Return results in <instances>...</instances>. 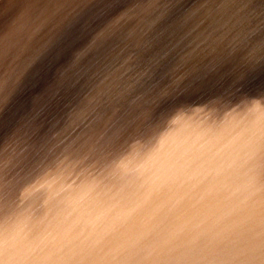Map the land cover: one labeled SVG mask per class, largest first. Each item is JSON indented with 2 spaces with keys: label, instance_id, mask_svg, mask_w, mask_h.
I'll return each instance as SVG.
<instances>
[{
  "label": "water",
  "instance_id": "obj_1",
  "mask_svg": "<svg viewBox=\"0 0 264 264\" xmlns=\"http://www.w3.org/2000/svg\"><path fill=\"white\" fill-rule=\"evenodd\" d=\"M174 1L164 0L165 7L161 11L168 12L170 4ZM55 2L57 1L52 0L50 3H46L45 0H31V2L22 0L21 6L15 11V19L11 22L15 23L14 33L18 28L19 32L21 29L28 31L38 25L45 27L43 21L55 10L57 6ZM138 3L139 0H134L130 5L129 8L134 11L131 20L125 26H132L131 30L139 32V34L148 33L152 29L149 20L154 19L157 23L156 28L159 29V24H162V29L170 16L168 14L166 16L161 14V17L157 14L154 16L157 9L155 8L150 12L151 14L142 17L140 11L143 3ZM189 3L191 4L193 1L188 0L185 9ZM229 3L234 5V9L239 14H235V21L226 23L222 17L213 25L215 29L219 27L215 41H223L221 43L222 49L227 48L231 39L238 37L239 49L237 51L239 50V52L245 43H253L256 40L258 44L259 41L264 42V17L259 21L256 16L254 34L255 29L249 31V36L246 34L239 36L242 30L241 22H243V2L231 0ZM224 7L222 16L225 12L227 13V0ZM131 10L129 9V11ZM263 10L264 6L257 14ZM86 15V12L84 15L82 14L81 19L83 21L75 26L74 32L71 31L70 44L64 48V52L68 56L66 62L74 60L76 55H81L80 59L83 60V63L85 61V65L88 67L93 64L90 53L95 45L96 38L94 36L100 23L96 13L89 17ZM134 17H137L135 21L132 20ZM74 21L76 20L72 22ZM200 22L202 23V21ZM249 22L252 26L251 19ZM119 24L120 22H118ZM225 24H229L231 27H225ZM68 26L66 24L64 29ZM222 34L224 38H220ZM54 35L56 33L48 34L46 41L52 40ZM206 37L205 40H208L210 34H206ZM36 38L29 37L31 41ZM149 41H152L151 37H149ZM258 44L253 45L254 48L256 47V52L259 51ZM242 45L243 47L240 48ZM42 50L38 53L39 58L44 54ZM164 54L168 53H154L144 56L147 65L139 66L135 72L139 75L143 74L141 78L146 79V81L129 84L131 93L128 101H133L134 98H146L153 102L155 93L158 90H163V76H167L171 71L166 70L168 73H157L156 63L161 61L160 55ZM180 54H183L182 50ZM7 58L8 56L5 55L4 63ZM245 58L243 56L242 61ZM216 59H221L217 52L214 56V60ZM211 62L213 60L209 58L203 63V67H195V73L181 83L178 90L161 107L162 116L159 115V120H157L155 113L146 115L148 117L146 119L140 112L134 122L125 124L126 115L124 120L123 116L130 112L131 106L128 108L129 111L125 112L127 107L121 105L122 108L114 113L106 104L104 105L105 111L97 114L94 119H91L92 121L85 116L83 118L78 117V112L71 111V109L62 112L63 106L57 103L53 105L54 117L50 123H46L43 116L40 115L41 121L37 127L38 136L36 138L37 149L35 150L33 166L27 175L31 177L30 181L33 183L32 185L29 184L31 190L21 191V198L16 200L15 204L8 200L5 201L4 215L0 219L2 226L0 230L3 231L6 239L13 244L34 251L36 253L34 258L47 260L52 245L68 233L81 236L100 249H109L121 242L136 238L138 235L120 236L109 233L107 226L100 228L101 223L122 222L131 219V216L120 217L116 215L125 209L133 216L138 213L139 215L144 214V217L153 224L151 228L160 230L163 229L161 226H167L169 229L174 226L170 222L175 219L177 214L181 213L177 212L174 215L165 212L164 210L169 209L168 202L173 208H176V205L178 207L184 200H194L192 204L195 206H200L204 201H212L213 204H216V201H220L219 204L234 203V213L239 210L244 202L258 203L260 194L264 191V161L256 162L257 158L261 157L260 128L261 123L264 122V107H262L264 106L262 104L264 99L261 98V94L264 93V64H260L258 69L255 66L256 70L251 75V81L249 80L245 84L232 82L234 88L241 89V95L237 98H223L220 103L222 105H227V102L238 104L236 106L229 104L228 109L217 112L214 110L209 81L222 83L226 78H221L222 76L217 71L218 68L216 67L220 68L221 65L217 63L213 65ZM189 63L191 62L188 59L183 60L182 58L179 64L173 66L174 71L178 73L184 71L190 67ZM244 63L238 68H242ZM106 68L111 69V66L107 65ZM211 73L213 74L211 75ZM126 75H131V72L129 71ZM106 76L108 75L103 77ZM113 76L109 82L105 83L109 96L121 92L122 87L127 83L121 82L119 76ZM150 76L158 79L157 84L151 82ZM221 86L230 87V82L221 84ZM248 88L252 89L249 96H247ZM242 91L247 96V99L244 97L245 104L241 103ZM251 93L256 96H251ZM135 95L139 97H135ZM234 99L239 101L234 102ZM102 100L104 99H99V101ZM38 102L46 101L44 98L42 100L40 98ZM253 103H257L258 106L254 108ZM69 105L70 102L65 106ZM97 105L99 102L94 106ZM135 106L138 109L144 107L137 102ZM44 108L38 107L37 114L39 115ZM99 111L98 109L97 112ZM111 112L113 113L111 114ZM112 118L114 121L122 119L124 125L120 124V129L116 130L115 126L108 125L107 121ZM101 120L105 121L100 122ZM217 121L221 122V126L216 130L209 129L207 133H197L203 126L214 127ZM148 122H155V129L150 127L149 131H145L144 128ZM101 124L107 126L101 129ZM52 125L58 129L63 126V130L69 129L70 134L67 137L63 136L65 139L59 143L51 140V136L47 141L38 143V137L49 138L46 136L47 129ZM198 126L200 127L198 128ZM92 131L93 135L91 136ZM56 133L52 131L51 135ZM180 136H183V144L178 151H174L178 147L177 141L174 139ZM46 147H49V151L42 154V149ZM96 149L99 150L101 157L99 160L94 157L96 151L93 150ZM161 153L171 158H176V156H170V153L177 154L175 160L163 161L162 158H157L164 163H169L170 168L175 165L167 175L161 174L155 168L145 171L144 166H139L137 169L131 166L134 159L139 163L150 157L155 158ZM185 161L186 163H184ZM250 162H256V165H260V167H250L251 169L245 173L247 167L252 166ZM103 163L104 165H102ZM107 164H110L109 167ZM105 168L109 169L110 174L108 176L102 171ZM123 171L128 172L125 177H121L124 174ZM177 175L181 177L185 175L188 182L177 183L176 178L179 177ZM196 183L200 186L192 187ZM27 191L29 192L28 196H24ZM7 207H9L8 210ZM158 209L162 210L163 213L158 215L159 217L154 212ZM182 217H184L183 213L178 218ZM178 218L176 216V219ZM182 222L180 219L177 220L180 226H183ZM82 223H85L83 229L75 228ZM97 224L99 225L97 226ZM68 226H70L69 229H67ZM175 228L179 230V226ZM167 232L164 231L159 234L166 236L169 235ZM58 258L75 259L73 256ZM91 259L103 262L111 259V257L104 253L97 254Z\"/></svg>",
  "mask_w": 264,
  "mask_h": 264
},
{
  "label": "rangeland",
  "instance_id": "obj_2",
  "mask_svg": "<svg viewBox=\"0 0 264 264\" xmlns=\"http://www.w3.org/2000/svg\"><path fill=\"white\" fill-rule=\"evenodd\" d=\"M115 1L116 0H112V2L107 3L105 9H103L104 11L101 14V16L97 18L100 24L94 36V38H96L95 45L105 44V41L107 39L105 36V33L109 29L118 25V22L121 23V21H123V25H121L122 27L121 35L116 41L108 42L107 44H105V51H107L108 53L107 61L106 63L99 64L98 73H97L95 80H93L91 84L86 86L82 96L91 95L95 91L106 87L105 83L109 82L112 79V77H114L113 75L119 76V79L121 82H125V83L127 82V83L124 87H122L123 90L121 92H118V94L114 93L109 96V93H107L106 97L103 98L104 100L98 101L99 105L94 106L97 103L95 102L87 106L84 109L82 117L85 116V118L90 119V120L94 119L97 114L105 111L104 105L106 104L113 110L114 113L118 111L120 108H122L121 105H123V107L124 106L127 107L125 108V112L129 111L128 108L131 106L130 112L125 113L123 116V120H124L125 115H126L125 124L129 122H134L136 116H138L140 112L143 114L142 116L145 117L146 119H148L146 115L149 116L155 113L157 114V120H159V115L162 116L161 107L164 105L167 99L169 100L173 96V94L178 90V88L181 86V83H183L185 80H188L189 76L195 73L196 68H198L202 60H204L205 57H204L203 48L206 44V42H204L206 38V34H210V38L216 37V33L218 32V29H219V27H216L217 29H215V27L213 26L214 23H217L218 21H220L222 17L224 18L226 23H228L229 21L234 22L236 18L235 14H238V13L234 9V5H230L229 2L231 0H227V7H228L227 13L225 12L222 16L221 13H222V10L225 8L224 4L226 0H216V4L210 7L205 17H203L204 19H203V30L202 31L205 33L200 34L202 36L198 37L197 34L194 32L195 30L192 27H188L187 29L183 30V23H182L183 20L181 21V19L187 13L189 8L195 5L199 0H192L193 3L191 4L189 3L188 7H186L187 10L185 9V6L188 0H175L173 3L170 4L168 8V12L163 13V16H166L167 14L170 16L167 19L166 23H164L163 28L161 29L162 24L161 25L159 24V29H157L156 28L157 23H156L154 26H152V29L149 30L148 33L150 34L152 41L148 40L144 42L141 46H136L135 43H133V38H130L131 40L129 42V47H128L124 44V41L126 40V36H125L126 27L124 29V26L126 25V19L131 20L132 18L134 10H131V8L129 7L133 3L134 0H124V2L122 3L124 5L122 7L124 11L122 17H120V19L118 20L115 19V20L108 21L106 18V14L109 11L115 10V5H114ZM249 1H252V0H247L244 3H247ZM140 2H142V0H139V3ZM1 4L2 6H5L7 4V0H0V5ZM129 9L131 11H129ZM85 12L87 13L86 16H88L89 15L88 11L85 8V4L82 2L81 4H79L77 8L71 9L69 13H65L55 19L51 17H47L46 19H44L43 22L45 24V27H43L42 25L35 26L32 29L26 32H23L22 34H17L13 36V38L11 39L10 41L11 43L17 44V47L15 48V50L17 51L20 50L22 56L21 58L9 56V59L5 61L7 65L5 67V72L3 73V78H2L3 79V99H2V102H0V119H1V122H4L7 119L9 126L11 125L10 128L12 131H18L19 129L23 127H28L27 126L28 123L26 122V119H25L26 113H30L33 111L37 112L38 107L46 108L47 104L48 105H54L55 103H57L58 105L62 104L61 102H62L64 92L66 91L67 88H69L70 84L75 82V72L78 67V60H82V59H80L81 55H76L74 60H70L69 62H66V58L68 56L64 52L63 58L60 60V62H57L55 64L54 55L59 50L65 51L64 48L68 44H70V41L59 43L54 48L50 47V45H52L53 42L57 41L58 34L64 29L66 24L69 25L66 28L71 29V31L74 32L75 26H77L79 23L83 21V19L81 18H82V14L84 15ZM80 15H81V18L77 20V18ZM6 18L8 21L9 20L8 16ZM0 20H1V15H0ZM73 20H76V21L72 22ZM57 24H63V26L58 29L56 28ZM176 24H178V26L175 27L176 28V31H175L172 27ZM224 26L231 27L229 24H225ZM251 27L249 29L247 28L248 35H249L250 30H253L256 28V24H255V28L252 29ZM172 29L174 30V33H172ZM255 31L256 29L253 31V34L255 33ZM54 33H56V35H54L52 37V40L48 41L49 42L48 43L46 41V36H48V34L52 35ZM29 37H32V38L37 37V38L31 41ZM173 37L177 41V46L175 47L173 52L160 55L161 60H165V58H167L165 62L166 63L165 68L171 71L169 73L167 71L163 72V73H168L167 76L165 75L163 76L164 86H163V90H160L163 92L164 91L168 92L165 95L166 97L165 101L158 105L154 104L152 100H149L146 98H134L133 101H128L130 99V93H131V87L129 86V84L139 82V81L140 82L146 81V79L141 78L143 74L139 75L138 73L136 74L135 72V70L139 66L147 65V62L145 61L144 56L153 55L154 53L155 54L164 53L162 52L163 44L168 42V40H170ZM222 37L224 38L223 34L220 38ZM151 42H153V44H151ZM150 46L152 47L150 48ZM41 50L44 52V54L41 53L42 56L39 58L38 53ZM181 50L183 54H180ZM254 55L255 56H252L253 61L251 62V64L247 67L242 68L239 71H236V69H233L231 71L230 70L220 71L219 75L222 76L221 78H226L224 82L220 83L219 81H217V83H214V82L209 81V84H210L209 88L210 90H212L210 91L211 95L215 96L217 93L216 90L221 91L224 89H227V91L236 90V91L241 92V89L238 90L232 86V82H238L240 84H245L249 80L251 81V75L256 70L255 66H257V69H258V66L260 64L262 65L264 64V47L259 48V51L255 52ZM197 57L202 58V59L198 60ZM92 58L98 59L97 56L94 54H92ZM182 58L183 60L188 59L191 62L188 64L190 67H188L184 71L182 70L180 73L176 71L178 73L177 74L174 71L173 66H175L177 63L179 64L182 61ZM11 63L13 64V68L15 69L7 73L6 70L8 69ZM107 65L111 66L112 70L107 69L106 68ZM69 66H72V67L70 68ZM17 67L19 68L16 70ZM129 71L131 72V75H126ZM241 74L243 75L240 76ZM104 75H108V76L103 77ZM154 80H155V84H157L158 79H154L151 77V81H154ZM228 81L230 82V87L221 86V84H228ZM216 86H217V89H215ZM168 88L169 90L166 91V89ZM16 89L18 91V97L16 100L12 101V98H13V95ZM251 90H252L251 88H248L247 96L250 95ZM160 91L158 90L155 93L153 99L159 95L158 92ZM238 95L240 96L241 93ZM254 95H255L254 93H251V96H254ZM247 96H245V99H247ZM135 97H139V96L135 95ZM40 98L41 100L44 98L46 102H38ZM83 98H85V96ZM261 98L262 100L264 99V93L261 94ZM245 99L243 97L241 101L242 104H245ZM136 102L137 104H140L141 106H144V107L138 109L135 106ZM213 102H214V110L217 112L223 109H228L229 104L233 106H236L238 104V103L228 102L226 103L227 105L221 106L218 102H215V101ZM235 102H238V101H235ZM131 103L132 105H130ZM262 104H264V100ZM42 105H45V106H42ZM257 106H258L257 103H253L254 108ZM98 109L100 110L99 112H97ZM113 112H111V114ZM45 113H46V110L44 109L39 115L43 116L44 118ZM113 119L114 118L109 119L107 122H108V125L110 124V125L115 126L116 130L120 129V124L124 125V121L122 119H119L117 121H114ZM102 121H105V120H101L100 122ZM155 124H156L155 122H148V124L145 125L144 130L149 131L150 127L155 129ZM220 124L221 122L217 121L215 126L212 128H210L207 125L203 126L200 128V130L197 131V133L198 132L207 133L209 129H213L214 131L217 128H219V126H221ZM105 126L107 125L101 124V129ZM199 127L200 126H198V128ZM193 135H196V133H193ZM174 141H177L176 143L178 144V147L174 149V151H178L181 145L183 144V136H180L174 139ZM9 144H10V141H8V137H7L5 141V145L8 146ZM169 155L176 156L177 158V154L170 153ZM157 158H162L163 161L164 160L170 161V160L176 159L175 157L171 158L167 156L166 154L161 153V154H158L155 158L150 157L149 159L143 160L139 163L135 161L136 159H134V161L131 162V166H133L135 169H137L139 166H144L145 171L146 169L155 168L161 174H164V175L169 174L175 165H173L170 168L169 163H164L163 161ZM261 161H262L261 157H259L257 158L256 162H261ZM256 162L255 163L250 162L252 163V166H248L245 173H247L251 169L250 167L254 166L256 168H259L260 165H256ZM184 163H186V161ZM109 165L110 164H107L108 167ZM102 171L107 176L110 174L108 168H105ZM126 171H123V173L124 174L128 173ZM177 176H173V177L176 178ZM171 181H172V178H171ZM182 181L183 183L188 182L185 175H183L182 177L179 176L176 178L177 183H181ZM198 186L200 185L196 183L192 187H198ZM169 201H173V200H169ZM193 201L194 200H184V202H182L178 207L176 205L175 206L176 208L172 207L171 210L165 211L167 213H172L174 215L177 212H181L176 215L177 218L180 217L181 214L183 213L184 217L178 218L183 221L182 222L183 226H180L177 223L178 219H176V216H175V219H172V221L170 222L174 224V226H171L170 229L169 227L167 228V226H161V228L163 229L154 230V231L158 233L168 231L167 234L186 233L187 231H189L190 229H192L198 224H204V223H210V222H211L210 232H214L217 229H227L231 227L230 217L234 215L235 210L232 212L231 209H229V207L230 208L231 206L234 207L233 206L234 203L219 204V202L217 203L216 201V204H213L212 201H209V202L204 201V203H201L200 206H195L192 204ZM145 211L149 212L148 210H145ZM160 214H156V215L158 216ZM116 215H119L120 217L121 216H133L131 215L130 212H127V209H125L124 211H120ZM137 215H139V213ZM137 215L133 216L137 218V220L132 225V227L135 228V232L134 231H129L128 233L119 232L116 229V227L118 226L117 223L111 222V221L101 223L100 228L107 226L108 227L107 231L109 233H115L116 235H120V236L139 235L141 230L145 226L151 227L153 224L144 217V214L139 215V216ZM176 226H179V230L175 228ZM132 227H131V230H134ZM69 228L70 226L67 227V229ZM75 228L77 229V227ZM136 229L138 232L136 231ZM165 229H169V230H165Z\"/></svg>",
  "mask_w": 264,
  "mask_h": 264
},
{
  "label": "bare ground",
  "instance_id": "obj_3",
  "mask_svg": "<svg viewBox=\"0 0 264 264\" xmlns=\"http://www.w3.org/2000/svg\"><path fill=\"white\" fill-rule=\"evenodd\" d=\"M21 1L22 0H7V4L5 6H2V4L0 5V15H1V20H0V28H2L5 32V36L7 37V39H5L4 41V50H5V55L8 56L7 59H9V56H14L16 58H21V51H17V50H13L11 52V54L9 55L8 52V48H9V44L11 39L13 38V36L17 35V34H21L23 32H25V29H21L18 32V29L15 31L14 33V29H15V23H11L13 19H15V11L18 9V7L21 6ZM46 3H50L52 0H45ZM55 2L57 4L55 10L48 15V17H51L53 19L65 14V13H69V11L73 8H77L79 6V4H81L82 2L85 4V8L88 11V16H90L91 14H95L97 18L99 16H101V14L103 13V9H105L106 4H100V3H93L92 0H63V1H58ZM203 0H199L195 5L191 6L189 8V10L187 11V13L183 16V18L181 19L184 20L185 18H187L188 16H196L197 21L200 20L202 21V23L200 21H198V23L189 26L192 27L195 31V33L197 34L198 37H201L202 35H200L203 31V17H205L208 9L210 7H212L213 5L216 4V0H204V2H202ZM247 0H241V2H243V10H242V15H243V19L241 22V34L239 36L242 35H248L247 31L248 29L251 27L250 25V19L252 20V29L255 28V19L256 16L258 18L259 21L262 20V18L264 17V10L263 12L258 13V11L264 6V0H252L249 1L247 3H244ZM124 0H116L115 1V10L113 11H109L106 14V18L108 21L111 20H118L120 19V17H122L123 15V3ZM93 3V4H92ZM143 3V7H141V15L142 17H145L148 14H151L150 12H152L153 9H156V13L154 14V16L157 14V16L161 17V14L163 15L164 11H161L165 6H164V0H142ZM10 5V7H8ZM92 4V5H91ZM89 5H91L89 7ZM89 7V8H87ZM8 8V9H7ZM140 8H138L139 10ZM10 13V14H9ZM195 13V14H194ZM198 14V15H197ZM8 16V21H7V17ZM153 16V17H154ZM156 16V17H157ZM6 18V19H5ZM81 18V15L77 18V20H79ZM137 19V17H134L133 21H135ZM130 20V19H129ZM128 19H126V24L129 21ZM248 21V22H247ZM150 25L154 26L156 24L155 20H149ZM247 22V23H246ZM72 23V22H71ZM180 23V22H179ZM63 26V24H57L56 28H61ZM178 24L174 25L172 28L176 31V28ZM248 28V29H247ZM132 26H126V40L124 41V44L126 46L129 47V42H130V38H133V43H135L136 46H141L144 42L149 40L150 34L146 33V32H142L141 34H139V32L136 31H132ZM172 29V33H174V30ZM148 36V37H147ZM249 36V35H248ZM207 38V37H206ZM216 37H212L209 38L208 40H205L203 44H205L203 50H204V60H202V62L199 64V66H202L203 63H205L206 59H211L213 60V62H211L213 65L219 64L221 65V67H216L218 68L217 71H228V70H233L236 69V71L241 70L244 67H247L251 64V62L253 61L252 56H255V52H256V47L254 48L253 45L254 44H258V42L254 41L253 43H245L244 47L243 45L240 47L243 49L239 52V50L237 51V49H239L238 46V38H233L230 40V43L226 49H222L223 47H221V43L219 41H215ZM220 39V38H219ZM228 41V39H226ZM177 46V41L175 40V38H171L170 40H168V42L163 44V48H162V52L164 53H169V52H173V50L175 49V47ZM152 46H150L151 48ZM264 47V42L259 41V44L257 46V48H261ZM122 48V46H121ZM237 51V52H236ZM216 52L218 53L219 58L222 59H216L214 60V56L216 54ZM4 55V56H5ZM64 55V51L59 50L54 56H55V64L57 62H60V60L63 58ZM245 56L246 58L242 61V57ZM241 63L234 65L237 62ZM245 62V63H244ZM249 62V64H247ZM92 63L91 66L86 67V63L83 60H78V67L76 69L75 72V82L70 84L69 88L66 89V91L64 92L63 98H62V104L61 106H63V110L62 112H65L67 109L71 111H76L78 112V117L83 115L84 109L95 103L98 102L100 98H105L108 91L106 89V87L101 88L100 90L95 91L93 94L91 95H87L85 98H82V94L86 88L87 85L91 84V82L93 80H95L97 73H98V66L101 63L98 59H94L92 58ZM244 63V65L242 66V68H238L239 66H241ZM6 62L4 63L3 66V73L5 72V67H6ZM204 66V65H203ZM202 66V67H203ZM86 67V68H85ZM19 67L16 68V70ZM15 68H13V64L11 63L10 66L8 67V69L6 70L7 73L11 70H13ZM208 74V73H207ZM213 74V73H211ZM243 74H241L240 76H242ZM2 78H3V74H2ZM157 79V78H156ZM152 83L155 82L151 81ZM210 89V88H209ZM215 89H217V86L215 87ZM168 89H166V91H168ZM212 91V90H210ZM160 91L158 92L159 95L156 96L158 98H154L153 99V103L158 105L162 102L165 101L166 97V92L164 91ZM216 95H212V99L215 102H218L221 106L222 104L220 103V100L227 99V98H237L239 97L238 94H240V91H236V90H232V91H227V89L221 90V91H217L216 90ZM168 93V92H167ZM162 94V95H161ZM246 95L243 94L242 97H245ZM18 97V91L17 89L15 90V93L13 95L12 101L16 100ZM220 98V99H219ZM219 99V100H218ZM11 101V102H12ZM51 101V100H50ZM235 101H239L237 99H234ZM70 102L69 106H65L67 103ZM228 103V102H227ZM231 103V102H230ZM48 105V104H47ZM46 110V113L44 115L43 120L47 123H50V121L53 119L54 117V112L53 110V105H48L46 108H44ZM40 115L37 114V112H30V113H26L25 119L26 122L28 123V127H23L21 129H19L18 131H12L8 120L6 119L4 122H1L0 119V141H2V147H0V163H2L3 168H2V175H0V180L3 181V184L5 186L6 189H8L9 187L13 188L15 190V200H19L21 198V191H26V190H31V187L29 186V184L32 185V181H30V176H27L30 171H31V167L33 166V160H34V156H35V150L37 149V145H36V138H37V127L40 125V121L41 118H39ZM63 124V121H61ZM51 125V124H50ZM73 126V123H72ZM32 129V130H31ZM56 130V132H55ZM53 133H56L54 135H51ZM70 134L69 129L68 130H63V126H60L59 129L57 127H54L53 125L47 129V137H43L41 136L40 138L38 137L37 142H44V140H48L50 139L51 136V140H53L54 142H62L63 136L67 137ZM93 135V131L91 133V136ZM61 136V137H60ZM8 137V141H10V144L8 146L5 145V141ZM49 151V147H46L44 149H42L41 153L44 154V152ZM96 151L94 157L99 160L101 159L100 155H99V150H93ZM79 160V159H77ZM104 165V163L102 164ZM127 175L123 174V176L121 177H125ZM122 179V178H121ZM28 184V186H27ZM29 192L27 191L24 196H28ZM32 199V198H31ZM29 199V200H31ZM220 201H217V203ZM168 208L164 211H169L172 209V205H170L171 203L168 202ZM9 209V207H7V210ZM229 209H231V211H234V208L231 206V208L229 207ZM156 214H160L162 213V210H155L154 211ZM231 212V213H232ZM123 217V216H121ZM131 219H126V221H120V222H116L117 223V227L116 229L119 232H124V233H128L129 231H134L135 232V228L132 227L133 223L137 220L136 217L131 216ZM211 223V222H210ZM210 223H204V224H198L195 227H193L192 229H190L189 231H187L186 233H190L193 235H198V234H202L205 232L211 233L210 229H211V224ZM85 223H82L80 225H77L75 227L83 229L85 227L84 225ZM99 224H97L98 226ZM129 225V226H128ZM131 227L134 230H131ZM0 228H2L1 224H0ZM128 228V229H127ZM127 229V230H126ZM130 229V230H129ZM137 231V229H136ZM138 232V231H137Z\"/></svg>",
  "mask_w": 264,
  "mask_h": 264
},
{
  "label": "snow or ice",
  "instance_id": "obj_4",
  "mask_svg": "<svg viewBox=\"0 0 264 264\" xmlns=\"http://www.w3.org/2000/svg\"><path fill=\"white\" fill-rule=\"evenodd\" d=\"M31 2V0H29ZM93 3H110L112 0H92ZM198 15V14H197ZM183 30L198 23L196 16H188L183 20ZM123 21L109 29L106 41H116L122 32ZM126 27V26H125ZM5 32L0 28V102L3 99V66ZM71 29L65 28L50 47L68 42ZM105 44L94 45L92 52L101 63H106L108 53ZM17 44H9V55ZM165 60L156 63V71L164 72ZM67 86V85H65ZM2 147V141H0ZM260 156L264 161V122L260 128ZM3 165L0 163V175ZM15 204V190L5 188L0 180V219L3 218L5 201ZM231 227L217 229L214 232L193 235L190 233H174L160 235L150 226H145L140 234L129 241H124L109 249H100L81 236L68 233L49 249V258H34L32 250L13 244L6 239L0 230V264H264V191L258 203L244 202L238 211L230 217ZM258 224V227L256 225ZM106 253L111 259L103 262L91 257ZM73 256L75 259L65 260L58 257ZM83 259H80V258Z\"/></svg>",
  "mask_w": 264,
  "mask_h": 264
}]
</instances>
